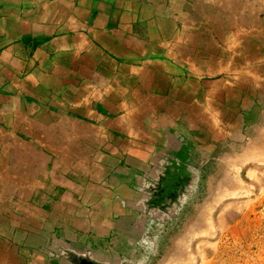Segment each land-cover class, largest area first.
Listing matches in <instances>:
<instances>
[{"label": "crops", "instance_id": "obj_1", "mask_svg": "<svg viewBox=\"0 0 264 264\" xmlns=\"http://www.w3.org/2000/svg\"><path fill=\"white\" fill-rule=\"evenodd\" d=\"M253 5L0 0V264H125L159 186L208 183L247 126L264 158Z\"/></svg>", "mask_w": 264, "mask_h": 264}, {"label": "rangeland", "instance_id": "obj_2", "mask_svg": "<svg viewBox=\"0 0 264 264\" xmlns=\"http://www.w3.org/2000/svg\"><path fill=\"white\" fill-rule=\"evenodd\" d=\"M243 1L264 8V0ZM262 17L264 20L263 14ZM261 26L264 29V21ZM262 27L256 29L257 36L263 33L257 43L262 47L260 53H264ZM256 30L252 23L251 36L256 35ZM260 78L264 86V72ZM256 100L253 104L260 108L255 109L258 112L249 111L248 125L264 113V89L260 88ZM253 129L247 126V138L243 144L229 147L233 151L223 146L218 148L213 161L215 167L211 169L212 180L206 183L208 175L199 185L180 186L179 191L188 195L186 208L180 215L176 213L177 223L166 230L153 254L147 256L142 252L137 255L138 261L144 264H264V158L254 159L245 151L257 130ZM167 206L163 212L170 215L171 209Z\"/></svg>", "mask_w": 264, "mask_h": 264}, {"label": "flooded vegetation", "instance_id": "obj_3", "mask_svg": "<svg viewBox=\"0 0 264 264\" xmlns=\"http://www.w3.org/2000/svg\"><path fill=\"white\" fill-rule=\"evenodd\" d=\"M159 191H160V195H158L159 197L152 202L149 201V206H148L150 212L152 211L153 213L157 214V217H155L156 220H154L148 226L149 231L144 234L145 238L143 241H145V243H142L143 247L137 250L136 257L127 260L125 264H144L145 262L138 261L137 255L139 254L142 255L144 253V255L148 254L147 256H151L153 254V250L156 248V245H158V243L161 242L163 234L168 230L174 228V225L177 223L180 213L183 211V209L186 208L185 204L188 195L185 191L181 192L179 198H177L176 200V203L173 200L168 201L169 196H166V198L163 197L162 187L160 188ZM167 205L169 206V209H171L170 215H166L163 212V209H165ZM176 213L179 215H176Z\"/></svg>", "mask_w": 264, "mask_h": 264}, {"label": "bare ground", "instance_id": "obj_4", "mask_svg": "<svg viewBox=\"0 0 264 264\" xmlns=\"http://www.w3.org/2000/svg\"><path fill=\"white\" fill-rule=\"evenodd\" d=\"M244 4H245V3H244ZM262 20H263V19H262ZM263 21H264V20H263ZM259 24H260V23H259ZM260 25H261V24H260ZM256 37H257V36H256ZM259 37H261V36H259ZM258 39H259V38H258ZM258 41H260V40H258ZM258 41H257V42H258ZM244 43H245V41H244ZM247 44H248V43H247ZM245 46H246V45H245ZM257 51H258V50H257ZM257 51H256V53H257ZM249 54H250V53H249ZM249 54H248V55H249ZM253 55H254V54H253ZM253 55H252V56H253ZM260 56H261V55H260ZM262 56H264V55H262ZM243 57H244V56H243ZM247 57H248V56H247ZM254 58H255V57H254ZM207 64H208V63H207Z\"/></svg>", "mask_w": 264, "mask_h": 264}, {"label": "water", "instance_id": "obj_5", "mask_svg": "<svg viewBox=\"0 0 264 264\" xmlns=\"http://www.w3.org/2000/svg\"><path fill=\"white\" fill-rule=\"evenodd\" d=\"M89 264H92V263H89Z\"/></svg>", "mask_w": 264, "mask_h": 264}]
</instances>
